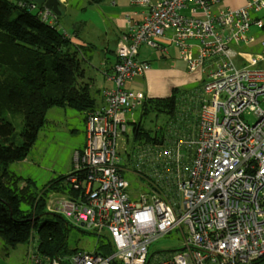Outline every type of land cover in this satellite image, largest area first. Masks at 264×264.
<instances>
[{"label": "built area", "instance_id": "built-area-1", "mask_svg": "<svg viewBox=\"0 0 264 264\" xmlns=\"http://www.w3.org/2000/svg\"><path fill=\"white\" fill-rule=\"evenodd\" d=\"M223 2L129 0L116 64L106 74L112 87L103 90L104 106L87 113L86 145L66 176L76 196L49 209L74 228L107 236L112 253L79 250L52 260L33 253L32 264H259L264 258V0L238 8ZM40 17L55 23L45 9ZM258 42L259 54L239 49ZM164 44L178 50L188 74L200 75L196 133L175 138L170 123L163 143L137 147L126 167L120 140L128 141L148 97L127 85L151 68L139 59L140 48L164 58ZM131 172L143 177L147 193L131 192ZM173 230L181 232L183 248L150 256V246Z\"/></svg>", "mask_w": 264, "mask_h": 264}, {"label": "trees", "instance_id": "trees-1", "mask_svg": "<svg viewBox=\"0 0 264 264\" xmlns=\"http://www.w3.org/2000/svg\"><path fill=\"white\" fill-rule=\"evenodd\" d=\"M43 11V6L31 9L23 0H0V246L9 254L34 237V253L52 260L79 249L69 246L68 222L49 212L50 193L71 198L76 193L64 177L40 196L34 180L9 168L27 159L51 109H72L86 120L87 113L98 107L93 79L83 66L90 62L87 52L95 46L79 44L61 31L58 20L62 15L56 16L53 24L42 21ZM72 36L76 39L75 30ZM140 107L142 115H167L168 127L177 118L178 95L173 89L169 97H146ZM165 132L161 128L152 135L141 118L132 125L133 143L136 148L161 145ZM125 166L129 167V162ZM137 178L146 183L142 176ZM130 190L138 189L131 183ZM98 237L101 244L95 252L111 254L109 238ZM259 264H264V258Z\"/></svg>", "mask_w": 264, "mask_h": 264}, {"label": "rangeland", "instance_id": "rangeland-1", "mask_svg": "<svg viewBox=\"0 0 264 264\" xmlns=\"http://www.w3.org/2000/svg\"><path fill=\"white\" fill-rule=\"evenodd\" d=\"M83 7L85 8L81 9ZM128 8H131L129 0H101L98 3L95 0L84 6L74 4L68 15L64 14L62 10L64 8H59L62 15V17H59L61 30L65 32V29L73 34V26L77 23L78 27L75 26V29L80 31V39L97 47V50L91 53L87 52L92 61L89 63L85 62L83 65L88 77L95 79L94 75H96L97 80H99L101 72L97 71L101 69V62L104 57L114 58L113 54L107 55L103 52V49L107 45V39L110 42L114 40V36H111V34L117 32L119 20L128 11ZM255 17H259V15L253 14V18ZM82 23L84 27L80 28ZM253 32H256V29H253ZM164 45L169 46L167 44ZM239 49L247 53H260L259 42L249 46H242ZM139 59L151 63L150 71L154 73V77L149 81H143L146 88L138 89V91L147 92L153 97L168 96L174 89L179 98L182 93L200 83L199 74L186 75V64L184 61L178 60L171 64L165 60L158 59L155 50L148 46L140 48ZM260 68L264 69V62L260 63ZM171 71H174L177 75H171ZM96 85L100 87L102 82L99 80V82H95V87ZM93 94L96 95L94 90ZM181 100L182 97L179 98L180 102ZM135 116L137 121L142 118L143 125L151 131L152 135H155L161 128L167 130L168 116L165 114H161L159 117L152 113L142 115L141 107H139L135 112ZM166 122L167 124H165ZM128 135V141L122 138L118 148L122 165H126L129 162V158L133 159L132 154L136 152L131 128L128 130ZM86 139L87 128L83 114L72 109H51L47 114L45 127L40 131L27 159L13 163L9 169L19 176L34 180L37 184L39 195L44 196L46 192H49L50 188L58 184L59 180L66 177L67 173L75 165V154L77 150L85 146ZM129 177L132 188L138 189L136 191L131 190V192H148L146 183L139 182L137 175L131 172ZM62 200H64V196L61 193H50L49 209L53 210L55 208L54 205H58ZM70 227L69 246L72 249L87 252L96 251L101 244L98 235L90 231ZM182 240L181 232L173 230L150 246L149 255H160L163 257L166 254L169 255L181 250L183 248ZM35 244L37 245L35 238L31 237L29 238V243L19 245L15 250L10 251L9 254L5 253V250L1 249L0 246V264H32Z\"/></svg>", "mask_w": 264, "mask_h": 264}, {"label": "crops", "instance_id": "crops-1", "mask_svg": "<svg viewBox=\"0 0 264 264\" xmlns=\"http://www.w3.org/2000/svg\"><path fill=\"white\" fill-rule=\"evenodd\" d=\"M91 1H93V0H59V2H60L59 8H64V9H62L64 14L68 15V13L70 12V10L72 8V5L79 4L81 6H84L86 4H89ZM246 1L247 0H224L223 6L238 8V7H242L243 5H245ZM84 8L85 7L81 8V9H84ZM132 9L133 8H128L127 12L132 11ZM124 15H122L120 20H119V27H118L117 32L116 33L114 32L113 34H111V36H114V38H113L114 40L112 42H110V40L107 39V42H106L107 45L103 49L104 53H106L107 55L113 54L114 58L110 59L109 57L105 56L104 60L101 62V69L97 71V72H101L100 73L101 78H99V80L102 82V86L99 87L96 85V87H95V82L97 83V82H99V80H97L96 75H94L95 79L93 77H91L93 79V89L95 90V93H96L95 98L97 101V107L98 108L104 106L103 90L106 88L112 87V83H110L107 80L106 74L109 73L112 70V68L114 67V65L116 64V47L118 44L119 34L124 30V27H125ZM58 24H59V28L61 30V23L59 20H58ZM75 26L78 27V24L76 23V25L73 26V30H75V32H76L77 39H75V37H73L69 31L65 30L64 28L63 29H64L65 33L71 35V37L73 38V40L75 42L77 41L79 44H82L85 46L87 44L92 45V43H87L86 41H83L80 39V37H79L80 31L79 30L76 31ZM82 27H84L83 23L80 24V28H82ZM167 49H168L167 56L164 58L160 57L158 59L165 60L171 64L178 61V60L181 61L178 57V50L176 48L169 46ZM94 50H97L96 46H95ZM90 61H92L91 58H90ZM143 61H146V60H143ZM147 62H149V61H147ZM150 65H151V63H150ZM185 72H186L187 76H191L186 71V65H185ZM170 73H171V75H177L174 73V71H171ZM153 77H154V73H152L149 70L145 74V76H143L142 78H139L138 80H134V81L130 82L127 86L130 89H137V90L138 89H144L146 87H145V84L143 83V81H145V82L149 81ZM198 87H199V84L197 83L192 89L187 90L185 93H182L180 96V97H182L181 102L179 101L180 97L178 98L177 118H175L176 120L174 119L175 121L172 120L173 122H171L172 123L171 126L174 129L173 132L175 133L173 135V137H175V138L183 139V138L192 136L196 133V126H197V122H198L200 103H199L198 98L194 96V92L197 90ZM170 95L171 94H169L168 96L166 95V96H156V97L165 98V97H169ZM147 96L150 98H155L148 93H147ZM85 145H86V143H85ZM84 147L82 149L77 150V152L82 151L84 149ZM73 168H74V166L70 169V171L67 173V175H69L72 172ZM62 196H64V199L68 198L67 195H62ZM55 206L56 205H54V207Z\"/></svg>", "mask_w": 264, "mask_h": 264}, {"label": "water", "instance_id": "water-1", "mask_svg": "<svg viewBox=\"0 0 264 264\" xmlns=\"http://www.w3.org/2000/svg\"><path fill=\"white\" fill-rule=\"evenodd\" d=\"M25 3L30 5L36 4L39 6H43L45 10L48 11L49 14H53L55 16H61V11L59 10V0H23Z\"/></svg>", "mask_w": 264, "mask_h": 264}]
</instances>
